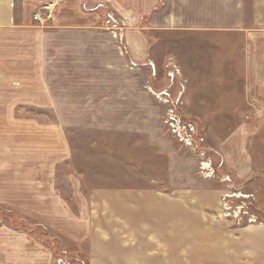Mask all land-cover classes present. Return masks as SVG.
I'll return each mask as SVG.
<instances>
[{
    "label": "crops",
    "instance_id": "0c3cea01",
    "mask_svg": "<svg viewBox=\"0 0 264 264\" xmlns=\"http://www.w3.org/2000/svg\"><path fill=\"white\" fill-rule=\"evenodd\" d=\"M95 8L119 15L115 27L105 20L119 33H85ZM37 11L42 22L33 20ZM149 32L175 35L166 43ZM29 106L48 107L76 134L92 129L104 146L89 158L96 165L89 173L86 162L74 167L76 148L58 152L49 142L48 173L23 190L33 206L22 215L72 227L83 220L75 234L113 244L96 248L97 264H148V220L179 203L171 194L200 187V152L215 171L211 155L237 178L260 174L264 202V0H0V107ZM169 107L203 141L193 148L174 138L160 122ZM58 133L67 134L48 135ZM4 139L0 133L7 148ZM67 163L73 174L58 173Z\"/></svg>",
    "mask_w": 264,
    "mask_h": 264
},
{
    "label": "rangeland",
    "instance_id": "374dc122",
    "mask_svg": "<svg viewBox=\"0 0 264 264\" xmlns=\"http://www.w3.org/2000/svg\"><path fill=\"white\" fill-rule=\"evenodd\" d=\"M100 9L88 10L91 21L88 30L91 32L85 33L109 32L106 28L110 24L105 20L113 13L105 9L102 17ZM115 15L117 19L119 15ZM139 30L148 34L144 23ZM149 34L165 36L166 43L170 40L168 36L175 35L167 32ZM0 119H8L0 121V133L5 132L4 142L8 143L7 148L1 147L0 143V264H97L96 248L113 244L97 243L96 236L75 234L76 230H83L80 228L83 220L74 224L78 227H72L64 219L24 217L23 213L32 212L33 204L23 196V190L32 188V179L46 177L49 142L57 147L58 152L66 145L76 148L74 167L81 171L86 162L87 169L83 172L92 173L96 165L89 158L96 159L99 153L102 155L98 144L104 146V139L89 132L92 129H81L76 134V129L62 128L56 124L48 107H0ZM160 122L163 125L161 119ZM205 125L222 129L225 124ZM50 130L67 134L58 133V138L53 139L48 135ZM137 141L143 145L144 138H137ZM103 156H108L107 151ZM211 157L216 163L215 176L204 178L198 174L197 167L195 173L200 179V187L185 196L171 194L178 197L179 203L169 202L167 211L158 210L156 216L148 220V264H264V202L258 197L262 190L258 179L260 174L250 172L243 179L237 178L222 168L219 156ZM33 163H42L41 170L38 167L34 170ZM67 165L71 166L69 163L58 165V173L72 175ZM143 173L138 172L141 179L145 176ZM127 174L125 172L124 178ZM225 175L230 176V184L226 179L223 181ZM224 203L233 208L241 205L247 213L241 219L225 216ZM27 208L30 210L23 211ZM136 254L144 257L145 252L136 251Z\"/></svg>",
    "mask_w": 264,
    "mask_h": 264
},
{
    "label": "built area",
    "instance_id": "2783aa9c",
    "mask_svg": "<svg viewBox=\"0 0 264 264\" xmlns=\"http://www.w3.org/2000/svg\"><path fill=\"white\" fill-rule=\"evenodd\" d=\"M45 14L43 12H35L33 14V20L42 22ZM109 21L112 23V26L115 27L117 24V19L113 16V14L108 15ZM112 34L116 35V31H112ZM173 73H170V75ZM161 98L164 103H169V93L166 91L161 92ZM163 124L168 128L171 135L176 138L178 141L186 144L187 146L193 147L196 141H203V138L199 136V132L195 126V124L184 121L176 112L174 107H169L162 117ZM200 161L198 165V172L204 178H213L215 176V170L212 167V163L210 159L204 155V152H200ZM226 179V180H224ZM223 181L230 184L231 179L230 176H223ZM227 202V201H226ZM225 216H229L231 218L241 219L243 215L247 212L244 210L243 206L237 205L234 208L228 203H224L223 206ZM250 219V218H249ZM251 221V220H249Z\"/></svg>",
    "mask_w": 264,
    "mask_h": 264
},
{
    "label": "bare ground",
    "instance_id": "6f19581e",
    "mask_svg": "<svg viewBox=\"0 0 264 264\" xmlns=\"http://www.w3.org/2000/svg\"><path fill=\"white\" fill-rule=\"evenodd\" d=\"M242 197V196H241Z\"/></svg>",
    "mask_w": 264,
    "mask_h": 264
}]
</instances>
